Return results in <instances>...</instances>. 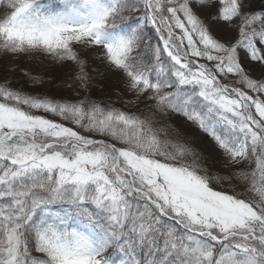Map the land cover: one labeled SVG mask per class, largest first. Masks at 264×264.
Here are the masks:
<instances>
[{
    "label": "snow or ice",
    "instance_id": "obj_1",
    "mask_svg": "<svg viewBox=\"0 0 264 264\" xmlns=\"http://www.w3.org/2000/svg\"><path fill=\"white\" fill-rule=\"evenodd\" d=\"M0 264H264V0H0Z\"/></svg>",
    "mask_w": 264,
    "mask_h": 264
}]
</instances>
